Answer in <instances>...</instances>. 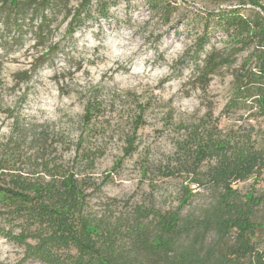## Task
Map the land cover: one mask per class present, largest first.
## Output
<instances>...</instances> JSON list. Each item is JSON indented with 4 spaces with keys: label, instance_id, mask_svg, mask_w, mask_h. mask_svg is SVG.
Segmentation results:
<instances>
[{
    "label": "rangeland",
    "instance_id": "rangeland-1",
    "mask_svg": "<svg viewBox=\"0 0 264 264\" xmlns=\"http://www.w3.org/2000/svg\"><path fill=\"white\" fill-rule=\"evenodd\" d=\"M105 1L107 17L93 1L92 17L72 35L83 0L70 1L48 23L42 44L35 36L40 20L27 19L16 30L0 17V188L16 177L48 181V174L71 171L88 180L98 212L110 208L114 217H131L182 207V217L204 218L222 189L206 177L214 160L203 164L199 184L190 181L179 165L189 147L213 134L264 156L263 119L226 110L236 76L244 64H255L254 52L240 32L230 36L213 26V16L264 12L247 0ZM210 56L227 61L212 67ZM259 174L233 185L241 196L262 198L252 219L258 224L253 242L264 252V167ZM11 224L0 215V264L22 263L25 256V246L5 235L20 233ZM214 238L210 232L206 245Z\"/></svg>",
    "mask_w": 264,
    "mask_h": 264
},
{
    "label": "trees",
    "instance_id": "trees-1",
    "mask_svg": "<svg viewBox=\"0 0 264 264\" xmlns=\"http://www.w3.org/2000/svg\"><path fill=\"white\" fill-rule=\"evenodd\" d=\"M70 1L0 0V17L16 30H20L27 19L40 20L35 36L37 43L42 44L50 33L48 23L66 10ZM93 1L99 3L98 13L107 17L109 2L83 0L69 26L70 35L90 20ZM247 2L264 12L259 0ZM213 18L216 20L213 26L228 35L240 32L245 38L242 42L251 45L255 58L252 68H245L247 64H244V74L236 76L234 94L226 110L242 109L264 121V16L258 12L245 16L241 10L230 9ZM207 40L208 37L204 42ZM219 60L210 56L207 64L217 67L216 63L227 61ZM212 160L215 165L207 171L206 177L222 192L204 218L182 217V207L165 214L139 210L131 217L122 214L114 217L110 208L98 212L91 206L86 190L88 180L65 171L48 174V181L44 177L32 180L16 177L11 187L0 188L4 207L0 215L20 229L19 234L8 232L5 235L25 246L24 259L18 264L26 261L39 264H264V252L258 251L253 242L258 224L252 219L262 198L254 192L241 196L233 185L260 176L264 167L263 153L249 148L248 144L236 143L228 136L207 134L189 147L186 156L179 158V165L191 175L190 181L199 184L196 179L201 177L203 164ZM183 199V203L187 202L188 196ZM210 232L215 233V238L206 245ZM232 232L235 241L230 245L228 237Z\"/></svg>",
    "mask_w": 264,
    "mask_h": 264
}]
</instances>
